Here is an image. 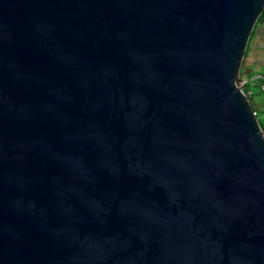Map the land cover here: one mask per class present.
<instances>
[{"label":"water","instance_id":"obj_1","mask_svg":"<svg viewBox=\"0 0 264 264\" xmlns=\"http://www.w3.org/2000/svg\"><path fill=\"white\" fill-rule=\"evenodd\" d=\"M263 8L0 0V264H264Z\"/></svg>","mask_w":264,"mask_h":264},{"label":"crops","instance_id":"obj_2","mask_svg":"<svg viewBox=\"0 0 264 264\" xmlns=\"http://www.w3.org/2000/svg\"><path fill=\"white\" fill-rule=\"evenodd\" d=\"M240 77L244 88L253 91L251 102L258 116L259 111L264 110V93L260 90L264 83V20L255 23L248 38Z\"/></svg>","mask_w":264,"mask_h":264},{"label":"rangeland","instance_id":"obj_3","mask_svg":"<svg viewBox=\"0 0 264 264\" xmlns=\"http://www.w3.org/2000/svg\"><path fill=\"white\" fill-rule=\"evenodd\" d=\"M253 89V88H252ZM253 101L251 102V104ZM261 129L264 131V110H260L257 116Z\"/></svg>","mask_w":264,"mask_h":264},{"label":"built area","instance_id":"obj_4","mask_svg":"<svg viewBox=\"0 0 264 264\" xmlns=\"http://www.w3.org/2000/svg\"><path fill=\"white\" fill-rule=\"evenodd\" d=\"M241 84L243 85V92H244L245 95L249 98V97L252 95L253 91H252V90H247V91H245V90H244V83L241 82ZM260 90H261V92L264 93V83H262V84L260 85ZM254 114H255V113H254Z\"/></svg>","mask_w":264,"mask_h":264},{"label":"trees","instance_id":"obj_5","mask_svg":"<svg viewBox=\"0 0 264 264\" xmlns=\"http://www.w3.org/2000/svg\"><path fill=\"white\" fill-rule=\"evenodd\" d=\"M260 20H264V8H263L261 14L259 15V17H258V19H257V21H260ZM244 90L247 91L246 88H244ZM249 101L251 102V96L249 97ZM256 112H257V111H256Z\"/></svg>","mask_w":264,"mask_h":264}]
</instances>
